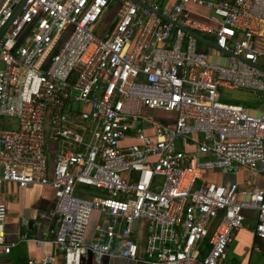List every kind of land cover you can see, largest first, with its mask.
<instances>
[{"label": "built area", "instance_id": "1", "mask_svg": "<svg viewBox=\"0 0 264 264\" xmlns=\"http://www.w3.org/2000/svg\"><path fill=\"white\" fill-rule=\"evenodd\" d=\"M114 1L115 20L101 35ZM163 2L3 0L0 120L15 125L0 129V185L51 187L55 197V252L29 264H54L57 256L81 264L89 254L130 264H222L247 210L264 243V189L202 181L225 169L264 176L257 44L264 0ZM188 5L206 9L198 18L214 25L193 19ZM193 33L227 62H214ZM234 91L257 95V107L221 101ZM145 111L174 114V122ZM4 222L0 204V253L8 255Z\"/></svg>", "mask_w": 264, "mask_h": 264}, {"label": "crops", "instance_id": "2", "mask_svg": "<svg viewBox=\"0 0 264 264\" xmlns=\"http://www.w3.org/2000/svg\"><path fill=\"white\" fill-rule=\"evenodd\" d=\"M2 2L3 0L0 1V6ZM175 2H177V0H164L163 4L165 7H170ZM115 6L112 8L110 7L106 12V14L108 13V16L111 15V12H114L110 17L109 22H107L108 17L106 15L104 19V22H107L106 27H103L104 23L98 27V32L101 35H104V33L113 25L117 12V6L116 8ZM114 8L115 10H113ZM186 10L190 11L193 14L191 17L197 21H205L206 19L202 18H206L209 15V12L206 9L193 5L186 6ZM206 22L208 23L207 25H214L208 20H206ZM257 40L258 48L262 52L260 58H263L264 61V26L262 27L260 34H258ZM204 46L208 48L204 51L209 54L214 62H220L222 64L227 62V58L225 56H220L215 48L210 47L207 44ZM259 65L264 68V62L263 64L259 63ZM256 99L257 95L247 91H234L232 97V100L238 102V104H248V107L243 106L249 109L257 107ZM146 112L149 111H145L144 114ZM156 113L168 116V114L162 112ZM164 119L169 118L167 117ZM52 148L54 149V146H52ZM243 171L245 170L225 169L222 171L208 172L203 175L202 181L206 184L213 183L225 187L236 184L240 192H247L245 187L251 186L254 183H259L260 186L262 185L263 187L260 189H264L263 175V179L260 181H248L245 179ZM251 176L254 177L258 175L251 174ZM0 204L5 206L4 241L10 246V252L8 255L0 253V264H29L30 262H38L48 254H54L55 249L52 244L54 235L52 231L55 229L56 224L52 217V213L54 210L55 197L54 190L51 187L29 186L27 188H19L12 183H3L0 185ZM243 214L245 216L244 227L233 236L222 264H264V243L254 235L256 214L252 210L244 211ZM97 218L98 214L95 213L92 216L91 221L96 223ZM92 236L93 227L90 228L89 224L85 242H90ZM137 239L139 245L138 255L140 258H143L145 234L141 233L140 230ZM36 240L43 241V244L38 246ZM229 253L231 255L230 261L227 262ZM54 264H62L59 256H57ZM81 264L130 263L119 258H111L108 256L100 258L96 255L89 254L82 260ZM138 264L146 263L140 262Z\"/></svg>", "mask_w": 264, "mask_h": 264}, {"label": "rangeland", "instance_id": "3", "mask_svg": "<svg viewBox=\"0 0 264 264\" xmlns=\"http://www.w3.org/2000/svg\"><path fill=\"white\" fill-rule=\"evenodd\" d=\"M115 5H116V1L113 2L111 8L114 7ZM115 8H116V6H115ZM115 8L113 10H115ZM107 14H105L104 18L101 20V22L99 24V25H102L104 23L103 24V27L104 28L106 27L107 22H109L110 17L114 14V12H111V15L110 16H108ZM106 15L108 17L107 18V22L106 21L104 22V19H105ZM199 21L202 22L205 25L208 24L206 22V20L205 21L204 20H199ZM199 47H201V49H203V50L208 49L203 44H199ZM56 52H57V49L47 57V60H46V62L43 65V69L44 70H46L49 67L50 62H51L53 56L56 54ZM263 62H264L263 61V58H260L259 59V63L260 64H263ZM220 97H221V101L229 102V103H238V102H235V101L232 100L233 92H232V94L231 93L230 94H225V95L224 94H221ZM243 105L246 106V107L249 106L248 104H243ZM144 116H146L147 118H149L151 120H154L156 122H159L161 124H173V122H174V115L173 114H168V116H164V115H161V114H157L156 112L149 111V112H146L144 114ZM167 117L169 119H164V118H167ZM14 125H15V121H13V120H10V119H7V118H3V119L0 120V129H13ZM46 126H47V128L49 127V117H48V120L46 121ZM243 175H244L245 179L248 180V181L257 182V181H260V180L263 179L262 175H258V176L252 177L251 174H250V172L247 171V170L243 171ZM260 188H263V187H262V185L260 186L259 183H254L251 186L245 187V189H246L247 192H253L256 189H260ZM94 224H95V222L91 221L90 228L94 227ZM140 226H141V224L139 223L137 225V228L139 229ZM141 233L145 234V224L143 225V227L141 229ZM230 256L231 255L229 253L227 262L230 261Z\"/></svg>", "mask_w": 264, "mask_h": 264}, {"label": "water", "instance_id": "4", "mask_svg": "<svg viewBox=\"0 0 264 264\" xmlns=\"http://www.w3.org/2000/svg\"><path fill=\"white\" fill-rule=\"evenodd\" d=\"M193 35H194V36L197 38V40H199L200 42H202V43H204V44H207V45H209L210 47H213V48L216 49V46H215L213 43L207 41V40H206L205 38H203L202 36H200V35H198V34H195V33H193ZM259 68H260L261 70L264 71V68H263V67L259 66Z\"/></svg>", "mask_w": 264, "mask_h": 264}, {"label": "trees", "instance_id": "5", "mask_svg": "<svg viewBox=\"0 0 264 264\" xmlns=\"http://www.w3.org/2000/svg\"><path fill=\"white\" fill-rule=\"evenodd\" d=\"M199 44H203V43H202V42H199ZM91 190H92V189H91ZM207 242H208V240L206 239V240L204 241V245H205L206 247L204 246L203 248H207ZM205 251H206V250L204 249V252H203V253H205ZM203 253H202V254H203Z\"/></svg>", "mask_w": 264, "mask_h": 264}, {"label": "bare ground", "instance_id": "6", "mask_svg": "<svg viewBox=\"0 0 264 264\" xmlns=\"http://www.w3.org/2000/svg\"><path fill=\"white\" fill-rule=\"evenodd\" d=\"M264 26V25H263Z\"/></svg>", "mask_w": 264, "mask_h": 264}]
</instances>
